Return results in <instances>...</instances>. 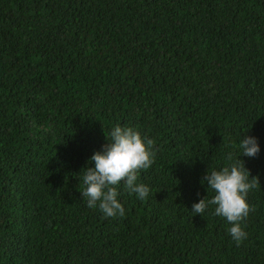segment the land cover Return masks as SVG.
Masks as SVG:
<instances>
[{
    "label": "trees",
    "instance_id": "trees-1",
    "mask_svg": "<svg viewBox=\"0 0 264 264\" xmlns=\"http://www.w3.org/2000/svg\"><path fill=\"white\" fill-rule=\"evenodd\" d=\"M116 124L156 155L113 218L81 191ZM246 135L238 244L192 206ZM0 264H264V0H0Z\"/></svg>",
    "mask_w": 264,
    "mask_h": 264
},
{
    "label": "clouds",
    "instance_id": "clouds-1",
    "mask_svg": "<svg viewBox=\"0 0 264 264\" xmlns=\"http://www.w3.org/2000/svg\"><path fill=\"white\" fill-rule=\"evenodd\" d=\"M109 143L103 151L96 152L90 163L94 167H85L82 180L84 189L81 191L87 200L89 208H97L105 217L124 215L123 205L118 200V186L124 183L125 189L135 193L138 199L148 197L150 189L143 183H138L141 170L149 169L155 160L154 141L133 127H122L116 124L106 134ZM242 150L238 158L229 152V163L222 169H209L202 178L208 191L215 194L211 199L208 196L194 203L192 212L196 215L205 213L209 205H215L214 215L226 218L231 225L229 234L238 244L247 238L242 222L255 211L247 202L248 193L261 184L258 177H251L250 171L245 167V161L240 157H255L260 152L257 138L246 135L240 142ZM251 178V179H250Z\"/></svg>",
    "mask_w": 264,
    "mask_h": 264
}]
</instances>
